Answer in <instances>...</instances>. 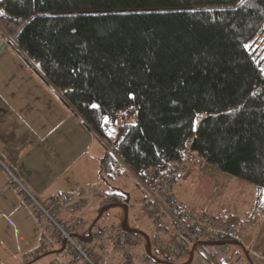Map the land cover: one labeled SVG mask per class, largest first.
<instances>
[{
    "label": "trees",
    "instance_id": "obj_1",
    "mask_svg": "<svg viewBox=\"0 0 264 264\" xmlns=\"http://www.w3.org/2000/svg\"><path fill=\"white\" fill-rule=\"evenodd\" d=\"M0 13L5 34L27 24L12 47L104 144L103 176L120 164L159 178L189 151L264 191V72L249 50L264 0H0Z\"/></svg>",
    "mask_w": 264,
    "mask_h": 264
},
{
    "label": "crops",
    "instance_id": "obj_2",
    "mask_svg": "<svg viewBox=\"0 0 264 264\" xmlns=\"http://www.w3.org/2000/svg\"><path fill=\"white\" fill-rule=\"evenodd\" d=\"M16 37L10 35V40L6 41L4 34H0V264L11 262L12 241L28 244L27 236H30L32 245L37 248L25 255L28 261L39 250L42 238L34 225L36 217L25 206V199L13 184L10 172L43 203L90 188L93 194L88 195L81 215L84 218L90 201L99 197L101 163L106 156V148L98 136L63 102L58 91L43 80L38 69L12 47ZM90 231L92 229L86 224L79 233ZM131 233L141 237L137 232ZM252 243L250 237L245 238V249L241 247L232 251L233 258H220L222 263L241 264L242 255H250ZM145 250L142 245L133 264H142L141 256ZM106 252L110 253L115 264H131L113 254L111 246ZM60 253L62 250L56 251V254ZM189 257L184 255L176 261L182 259L184 261L178 264H194L197 256L191 257L192 261ZM248 258L246 264H252ZM66 260L65 257L53 264Z\"/></svg>",
    "mask_w": 264,
    "mask_h": 264
},
{
    "label": "built area",
    "instance_id": "obj_3",
    "mask_svg": "<svg viewBox=\"0 0 264 264\" xmlns=\"http://www.w3.org/2000/svg\"><path fill=\"white\" fill-rule=\"evenodd\" d=\"M182 163L169 166L162 176L147 173L139 180L145 191V199L138 206L153 228L149 246L141 256L142 264H161L164 260H174L190 255L203 256L212 263L231 256L232 248L241 243V233L234 224L206 214L189 211L176 198L177 184L186 174L188 167L200 161L191 152H184ZM25 199V206L32 210L36 219L45 220L52 229L50 237L42 238V247L33 257L46 255L48 248L63 243L69 255L60 264H115L111 256L103 251V246H111L113 252L125 261L137 259L142 244L127 227L113 226L99 228L84 234L82 212L85 210L90 188L77 194L52 198L46 203L36 200L12 176ZM231 248V249H230ZM164 260H160V259Z\"/></svg>",
    "mask_w": 264,
    "mask_h": 264
},
{
    "label": "rangeland",
    "instance_id": "obj_4",
    "mask_svg": "<svg viewBox=\"0 0 264 264\" xmlns=\"http://www.w3.org/2000/svg\"><path fill=\"white\" fill-rule=\"evenodd\" d=\"M19 30L12 27L10 32L5 34L0 29V34H4L7 41L10 40V35L11 38L15 37ZM249 50L256 53L264 72V31L256 42L249 47ZM200 120L198 119L196 122V128L199 126ZM120 125L121 122H117L115 125L109 123L108 143H115L117 126ZM107 142L105 145L111 150L112 145ZM139 182L138 178L120 164L115 166L109 174L102 175L99 182L100 189L97 191L99 197L90 201L85 212L86 215H84V218L82 217L83 225L86 226L87 224V227L91 228L92 231L113 226H128L129 231L141 234V244L147 248L152 235V228L146 219L139 216L138 206L146 196ZM174 194L177 200L189 211L225 220L238 227L242 239L241 243L233 247V252L241 247L245 249L244 240L250 237L251 242L255 243V246H253V243L251 244L253 253L247 248L250 255L248 256L245 253L241 258L243 261L238 258L237 261L240 260L241 264H246L245 260L250 257L252 264H264V191H259L256 187L209 167L200 161L188 167L186 174L177 184ZM103 204L105 207L102 208ZM34 221V225L40 231L42 238L51 236L52 229L47 221L36 218H34ZM42 238L39 250L42 247ZM27 242L28 244L24 245L17 241L11 242L9 254L11 262L9 264H53L69 255L64 244L59 243L52 248L49 247V253L46 255L31 257L27 261L25 255L27 256L28 253L37 248L32 245L29 235L27 236ZM27 245H30V247L27 248ZM58 250H62V253L56 254ZM233 255L234 253L231 252L230 258H233ZM186 258L187 256L184 257V259ZM189 258L191 260V257ZM176 260L178 259L170 260L169 263L178 264L184 261L182 259ZM194 264L225 263H222L221 259L212 263L199 255Z\"/></svg>",
    "mask_w": 264,
    "mask_h": 264
},
{
    "label": "water",
    "instance_id": "obj_5",
    "mask_svg": "<svg viewBox=\"0 0 264 264\" xmlns=\"http://www.w3.org/2000/svg\"><path fill=\"white\" fill-rule=\"evenodd\" d=\"M27 26V24L26 25H24L20 30H19V32L17 33V37L22 33V31L24 30V28ZM16 37V38H17Z\"/></svg>",
    "mask_w": 264,
    "mask_h": 264
},
{
    "label": "snow or ice",
    "instance_id": "obj_6",
    "mask_svg": "<svg viewBox=\"0 0 264 264\" xmlns=\"http://www.w3.org/2000/svg\"><path fill=\"white\" fill-rule=\"evenodd\" d=\"M0 14H2V13H0ZM94 107H95V105H94Z\"/></svg>",
    "mask_w": 264,
    "mask_h": 264
}]
</instances>
